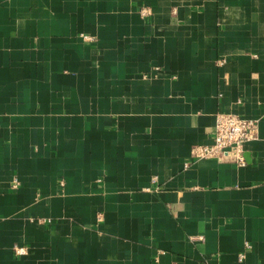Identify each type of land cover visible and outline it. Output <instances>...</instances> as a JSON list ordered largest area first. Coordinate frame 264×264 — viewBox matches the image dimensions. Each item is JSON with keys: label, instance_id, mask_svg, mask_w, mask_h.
<instances>
[{"label": "crops", "instance_id": "0c3cea01", "mask_svg": "<svg viewBox=\"0 0 264 264\" xmlns=\"http://www.w3.org/2000/svg\"><path fill=\"white\" fill-rule=\"evenodd\" d=\"M0 264H264V0H0Z\"/></svg>", "mask_w": 264, "mask_h": 264}, {"label": "built area", "instance_id": "2783aa9c", "mask_svg": "<svg viewBox=\"0 0 264 264\" xmlns=\"http://www.w3.org/2000/svg\"><path fill=\"white\" fill-rule=\"evenodd\" d=\"M257 120L244 118L231 112H218L215 115L212 141L199 144L191 149L195 158L221 157L230 153L238 164H244V144L256 137ZM245 247L249 244L245 242ZM16 254H24L26 248L15 246ZM244 252L238 254L242 259Z\"/></svg>", "mask_w": 264, "mask_h": 264}]
</instances>
